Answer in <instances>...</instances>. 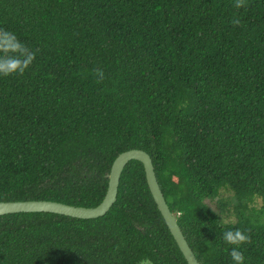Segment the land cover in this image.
<instances>
[{
	"label": "trees",
	"instance_id": "obj_1",
	"mask_svg": "<svg viewBox=\"0 0 264 264\" xmlns=\"http://www.w3.org/2000/svg\"><path fill=\"white\" fill-rule=\"evenodd\" d=\"M235 3L0 0V57L35 54L0 74V201L97 206L139 148L201 264H232L229 229L264 264V0ZM0 264L188 262L132 159L103 216L0 215Z\"/></svg>",
	"mask_w": 264,
	"mask_h": 264
},
{
	"label": "water",
	"instance_id": "obj_2",
	"mask_svg": "<svg viewBox=\"0 0 264 264\" xmlns=\"http://www.w3.org/2000/svg\"><path fill=\"white\" fill-rule=\"evenodd\" d=\"M132 159H137L144 164L147 182L150 187L151 193L188 264H201L192 247L190 246L188 240L186 239L176 216L174 215L166 201L157 178L154 162L151 155L147 151L139 148H132L123 151L116 157L112 164L110 172L107 174L109 183L106 195L103 201L97 206H78L46 199L0 201V215L18 212L44 211L84 219L103 216L111 209L112 205L116 202L122 172L127 163Z\"/></svg>",
	"mask_w": 264,
	"mask_h": 264
},
{
	"label": "clouds",
	"instance_id": "obj_3",
	"mask_svg": "<svg viewBox=\"0 0 264 264\" xmlns=\"http://www.w3.org/2000/svg\"><path fill=\"white\" fill-rule=\"evenodd\" d=\"M245 0H236L235 7L240 8L244 6ZM233 24H240L241 21L237 18H234L232 21ZM18 49H23L27 53L25 59L21 60L19 58L13 57H0V74L9 75L13 72H19L23 74L25 69L31 64L32 60L35 58L34 53L28 52L26 48L22 45H17ZM97 73L102 76V70H96ZM223 240L226 244L232 245V249L229 253L232 264H245V257L241 247L244 244L251 242V236L240 229H229L224 231Z\"/></svg>",
	"mask_w": 264,
	"mask_h": 264
},
{
	"label": "rangeland",
	"instance_id": "obj_4",
	"mask_svg": "<svg viewBox=\"0 0 264 264\" xmlns=\"http://www.w3.org/2000/svg\"><path fill=\"white\" fill-rule=\"evenodd\" d=\"M211 205L216 209V205H215V203H211Z\"/></svg>",
	"mask_w": 264,
	"mask_h": 264
}]
</instances>
